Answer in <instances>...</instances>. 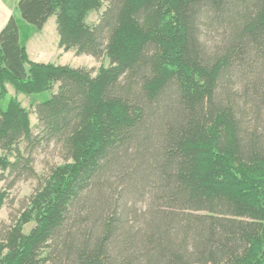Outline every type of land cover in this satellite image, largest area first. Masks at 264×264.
Returning a JSON list of instances; mask_svg holds the SVG:
<instances>
[{
	"label": "trees",
	"instance_id": "16d2710c",
	"mask_svg": "<svg viewBox=\"0 0 264 264\" xmlns=\"http://www.w3.org/2000/svg\"><path fill=\"white\" fill-rule=\"evenodd\" d=\"M18 0L36 31L108 67L28 58L0 31V172L64 161L2 228L0 264H264V0ZM25 96L57 91L29 112ZM6 194L0 192V208ZM34 224L29 234L25 226Z\"/></svg>",
	"mask_w": 264,
	"mask_h": 264
},
{
	"label": "rangeland",
	"instance_id": "374dc122",
	"mask_svg": "<svg viewBox=\"0 0 264 264\" xmlns=\"http://www.w3.org/2000/svg\"><path fill=\"white\" fill-rule=\"evenodd\" d=\"M109 0H102V8L98 12H91L86 22L89 25L97 23L98 18L106 9ZM15 16L19 20L20 39L25 45L26 52L30 59L39 64H52L55 66H68L74 69L82 68L92 71V76L96 75L101 67H108L107 58L96 60L91 56L78 54L75 50L63 51L58 47L59 35L57 32L56 17H51L41 31L34 30L31 26L24 23L17 12ZM57 85L52 92L25 96L17 94L10 84L8 85V96L16 98L22 107L30 114V126L34 134H38L37 118L34 114L35 105L48 100L53 92L57 91ZM63 151L60 146L55 144L35 146L31 151L33 175L30 178L14 181L8 172H0V192L6 194L5 203L0 208V237L2 228L9 226L18 218L24 207L28 204L29 198L34 194L38 185L46 178L50 170L63 163ZM34 224L25 226L24 233L29 232Z\"/></svg>",
	"mask_w": 264,
	"mask_h": 264
},
{
	"label": "crops",
	"instance_id": "0c3cea01",
	"mask_svg": "<svg viewBox=\"0 0 264 264\" xmlns=\"http://www.w3.org/2000/svg\"><path fill=\"white\" fill-rule=\"evenodd\" d=\"M17 2L18 0H0V31L5 26L9 18L15 13ZM28 58L31 60L29 56ZM8 85L9 84L6 85L7 91Z\"/></svg>",
	"mask_w": 264,
	"mask_h": 264
}]
</instances>
